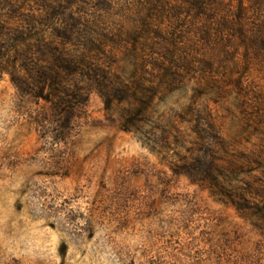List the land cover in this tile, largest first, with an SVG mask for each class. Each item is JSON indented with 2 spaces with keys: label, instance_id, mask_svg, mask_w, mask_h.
I'll use <instances>...</instances> for the list:
<instances>
[{
  "label": "rangeland",
  "instance_id": "rangeland-1",
  "mask_svg": "<svg viewBox=\"0 0 264 264\" xmlns=\"http://www.w3.org/2000/svg\"><path fill=\"white\" fill-rule=\"evenodd\" d=\"M0 26V264H264V0H0ZM44 44L112 93L34 97Z\"/></svg>",
  "mask_w": 264,
  "mask_h": 264
},
{
  "label": "trees",
  "instance_id": "trees-1",
  "mask_svg": "<svg viewBox=\"0 0 264 264\" xmlns=\"http://www.w3.org/2000/svg\"><path fill=\"white\" fill-rule=\"evenodd\" d=\"M64 4H68V2H64ZM198 5V4H195ZM197 10H199V5L195 6ZM51 14L53 17H56L58 19H60L62 17V14H58L56 13V11L51 10ZM67 31L63 30L61 32H57V36L56 38H58V40L61 42V45H66V42H68L69 44L72 42V40H74V38H72V34L76 31L75 35H77L78 32V25H80L78 23L77 20L73 19L71 16L67 17V20L65 19L64 22ZM9 29L5 28L4 26H0V38L5 37L8 35L9 33ZM70 35H69V34ZM20 38V37H19ZM90 47V44L87 45V48ZM44 48L46 50L52 51V62L53 64L51 65L52 67L49 69V72H45L43 70V66H42V58L44 53ZM29 50V54L27 53L26 55V59L25 62L27 63V72H29V74L34 75L36 78L35 82L38 84L36 85L35 90H33L32 95L36 98H43L46 101H49L55 105L57 104H64L65 101L67 102L68 100H70V102H74L77 101V99H79L81 96V93H87V90L84 91V89H81L78 87V83L76 85H74V87H72V90H69L68 88H66V83H68V78H73L76 75H79L83 78H85L86 80H88L90 82L89 86L92 87L94 86L102 95V93H104V91L108 94V90L107 87L108 83L106 82H101L98 80V78H102L103 80H105V77L100 74L99 72H91V68L90 65L88 64V60H86V56L84 57H80V58H74L72 56H69L68 54H65L64 52H62L61 49H57L55 48L54 50L51 48V46L49 47L47 44H44L42 46H37L35 51V54H31V50L30 48H28ZM88 52V50H87ZM35 58V59H34ZM86 58V59H85ZM166 58V57H163ZM35 60V61H33ZM166 62V61H165ZM31 64V65H30ZM83 70V72H81ZM3 68H0V73H3ZM163 71V70H162ZM167 73H169V71H166ZM63 77L65 79H63ZM104 77V78H103ZM50 82L51 87H50V94L46 97L43 96V91L41 89V85H44L45 80H47ZM63 79V80H62ZM70 80V79H69ZM63 81H66L65 83H63ZM144 83V82H143ZM142 81H137L135 82V87H138L139 89L141 88V84H143ZM109 87V86H108ZM123 89H121L122 91L119 93V91H116L114 94V97L118 98L119 101L122 99L120 96L125 97V99H127L130 96V93H132V91H130V87L123 85L122 86ZM109 93H112L111 91ZM121 94V95H120ZM118 95V96H117ZM120 95V96H119ZM129 95V96H128ZM79 101V100H78ZM122 101V100H121ZM79 103V102H78ZM109 102H105V105L107 107H109L108 105ZM136 113V112H135ZM134 110L131 112H127V117H125V119L123 120L122 124L125 130L129 131V125H132V122H129L127 119L131 118L134 116Z\"/></svg>",
  "mask_w": 264,
  "mask_h": 264
}]
</instances>
